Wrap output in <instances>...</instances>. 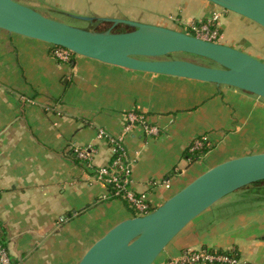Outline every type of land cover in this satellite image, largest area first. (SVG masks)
I'll use <instances>...</instances> for the list:
<instances>
[{
  "label": "crops",
  "instance_id": "0c3cea01",
  "mask_svg": "<svg viewBox=\"0 0 264 264\" xmlns=\"http://www.w3.org/2000/svg\"><path fill=\"white\" fill-rule=\"evenodd\" d=\"M153 2L175 8L174 18L187 23L220 11L207 0ZM140 10L169 26L152 9ZM131 111L159 130L149 135L135 126L124 139L133 189L155 208L210 167L264 152V100L257 96L80 55L58 62L51 45L0 30V226L14 264H77L95 240L135 215L71 153L72 144L92 143L93 166L109 163L111 150L96 128L119 135ZM201 138L208 151L194 160L189 148ZM243 198L236 191L195 218L159 264L197 248L234 249L247 264H264V202L247 206ZM240 204L246 208L235 209Z\"/></svg>",
  "mask_w": 264,
  "mask_h": 264
},
{
  "label": "water",
  "instance_id": "95a60500",
  "mask_svg": "<svg viewBox=\"0 0 264 264\" xmlns=\"http://www.w3.org/2000/svg\"><path fill=\"white\" fill-rule=\"evenodd\" d=\"M264 28V0H207ZM105 30L79 27L16 0H0V30L61 46L75 55L131 71L232 87L264 100V62L232 46L165 26L120 18L69 15ZM124 24L130 29L114 31ZM188 53L211 62L172 59ZM264 180V152L239 155L205 170L151 212L126 218L95 240L77 264H155L168 244L223 198Z\"/></svg>",
  "mask_w": 264,
  "mask_h": 264
},
{
  "label": "built area",
  "instance_id": "2783aa9c",
  "mask_svg": "<svg viewBox=\"0 0 264 264\" xmlns=\"http://www.w3.org/2000/svg\"><path fill=\"white\" fill-rule=\"evenodd\" d=\"M220 14L213 12L203 21H193L184 27L188 33L204 40L217 42L220 40L219 30ZM51 54L58 62L67 63L75 54L61 46H51ZM135 126H141L149 135H156L158 128L148 124L143 116L135 111L128 112L125 124L119 135L109 134L102 128H96V139L105 141L111 150L109 163L103 166H93L92 160L97 152L94 144L71 145L72 155L79 160L86 170L91 173L93 182L106 187L110 196L122 200L135 215H145L155 209L147 194L136 193L133 189V164L125 147V135L132 132ZM207 145L202 139H196L190 146L191 153L200 151ZM168 187V181L165 182ZM0 264H14L9 250L2 239L0 226ZM160 264H247L234 249L218 251L210 248L187 249L178 258L169 259Z\"/></svg>",
  "mask_w": 264,
  "mask_h": 264
},
{
  "label": "rangeland",
  "instance_id": "374dc122",
  "mask_svg": "<svg viewBox=\"0 0 264 264\" xmlns=\"http://www.w3.org/2000/svg\"><path fill=\"white\" fill-rule=\"evenodd\" d=\"M22 4L31 6L43 13L44 15L51 17L53 19L79 26V27H89L93 29H106L110 23L100 22L89 25L84 21L76 20L71 18L69 15H79L85 17H94V18H120V19H129L134 21H139L142 23L153 24V18L148 17L143 14V16H138L139 12H142L140 8L148 11L152 9V14L157 15L161 19L168 23V28L176 29L180 31L187 32L184 28L186 24L190 22L178 18L177 20L174 17L176 13L175 8H163L160 5H157V2L154 3L153 0H16ZM161 1V0H155ZM149 2V3H148ZM183 4L184 0H180ZM220 13V23L222 27V35L219 42L237 48L243 52H246L262 62H264V28L255 22L246 19L245 17L238 15L234 12L225 10L223 8L219 9ZM226 13H222L224 11ZM126 16H120L124 15ZM148 14V13H147ZM171 15V16H170ZM130 17V18H129ZM137 17V18H132ZM230 17H233L230 18ZM178 21L182 26L175 25L172 21ZM247 20V21H245ZM200 21V20H199ZM203 21V20H201ZM125 26L124 29H130L124 24H119L114 28L117 29L119 26ZM155 25V24H154ZM173 27V28H172ZM114 29V30H115ZM125 31V30H119ZM172 59H184L192 61L198 64L211 65L209 60L201 58L188 53H173L170 55ZM263 130L261 131V136L263 135ZM264 138V136H262ZM196 140V139H195ZM194 140V141H195ZM193 141V142H194ZM192 142V144H193ZM246 208L244 205L240 204L235 209L241 210ZM163 252L156 259L155 264H159V260L162 258Z\"/></svg>",
  "mask_w": 264,
  "mask_h": 264
},
{
  "label": "trees",
  "instance_id": "16d2710c",
  "mask_svg": "<svg viewBox=\"0 0 264 264\" xmlns=\"http://www.w3.org/2000/svg\"><path fill=\"white\" fill-rule=\"evenodd\" d=\"M124 28H125V26H121L120 25L114 31L127 30V29H124ZM96 30H105V29H96ZM206 151H208V147H207V145H204V147L200 151H195V152L191 153L192 155H190V156L192 157V159H194V160L196 159L197 160ZM73 158H74V160L76 162H80L75 157H73ZM238 191H244V198H243V200H241V202L245 203L247 206L248 205H255L257 203L264 202V180L252 183V184H250L248 186H245V187L241 188ZM126 206H127V204H126ZM127 208L129 210H131V208H129L128 206H127Z\"/></svg>",
  "mask_w": 264,
  "mask_h": 264
},
{
  "label": "flooded vegetation",
  "instance_id": "af4514ba",
  "mask_svg": "<svg viewBox=\"0 0 264 264\" xmlns=\"http://www.w3.org/2000/svg\"><path fill=\"white\" fill-rule=\"evenodd\" d=\"M118 26V25H117ZM109 27H111V23H110V25L106 28V29H108ZM115 28H113V30H114Z\"/></svg>",
  "mask_w": 264,
  "mask_h": 264
}]
</instances>
